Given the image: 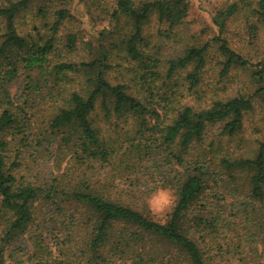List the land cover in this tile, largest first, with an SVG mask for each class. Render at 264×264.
<instances>
[{
    "label": "trees",
    "instance_id": "trees-1",
    "mask_svg": "<svg viewBox=\"0 0 264 264\" xmlns=\"http://www.w3.org/2000/svg\"><path fill=\"white\" fill-rule=\"evenodd\" d=\"M69 1L0 0V264H264V140L238 153L251 96L213 91L234 67L264 80L263 61L221 35L238 17L258 39L264 0H232L213 17L220 34L176 56L145 27L155 15L168 37L188 0H112L106 45L78 62L53 59L69 12L47 3ZM34 5L41 24L21 34ZM158 187L175 195L164 220L144 202Z\"/></svg>",
    "mask_w": 264,
    "mask_h": 264
},
{
    "label": "rangeland",
    "instance_id": "rangeland-1",
    "mask_svg": "<svg viewBox=\"0 0 264 264\" xmlns=\"http://www.w3.org/2000/svg\"><path fill=\"white\" fill-rule=\"evenodd\" d=\"M232 0H188V14L183 22L172 29L167 37H159L157 29L160 27L153 15L145 27L146 34H150L153 40H158L164 44L162 54L166 56H176L182 53L189 46H200L213 37L220 34L213 17L223 10ZM50 8L67 7L69 16L64 20L57 38L59 40V53L61 56H53L55 60L82 61L96 57L99 53L100 45H106L109 33L115 27V21L111 19L108 9L113 8L112 0H70L67 4L59 2H49ZM36 5L31 9L23 11L16 21V26L21 34L35 31L33 25H40L41 19L36 15ZM227 28L221 33L225 37L232 49L240 52L245 58L254 64L258 61L264 63V32L259 30L258 39L250 41L247 29H241V22L236 17L227 22ZM162 28L167 25H161ZM46 33L44 28L40 29ZM4 32L3 23L0 20V41ZM68 35L75 36V46L73 50L67 51L64 46ZM245 41L249 43H245ZM209 53L218 57L217 45H212ZM256 69H243L234 67L228 74L218 81L213 91L217 90L220 96L229 97L237 94L251 96L252 109L246 114L244 124L238 133L239 140L237 151L244 155H251L258 145V141L264 140V80L253 77L252 72ZM210 72L203 74L202 84H214L217 77L212 79ZM107 79L112 83L122 82V69L117 65H112L106 74ZM23 78H19L13 86L11 92L22 86ZM48 103L40 105L38 119L43 118L44 110ZM101 116V115H100ZM103 132L108 138L115 136L109 124L102 126ZM58 141V140H57ZM56 141V143H57ZM64 165V164H63ZM175 195L173 191L166 187H158L148 194L144 200L153 218L164 220L165 213L173 205Z\"/></svg>",
    "mask_w": 264,
    "mask_h": 264
}]
</instances>
